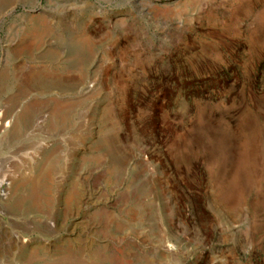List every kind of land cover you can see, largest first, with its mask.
<instances>
[{"label": "rangeland", "instance_id": "obj_1", "mask_svg": "<svg viewBox=\"0 0 264 264\" xmlns=\"http://www.w3.org/2000/svg\"><path fill=\"white\" fill-rule=\"evenodd\" d=\"M166 3L0 0V264H264V0Z\"/></svg>", "mask_w": 264, "mask_h": 264}, {"label": "bare ground", "instance_id": "obj_2", "mask_svg": "<svg viewBox=\"0 0 264 264\" xmlns=\"http://www.w3.org/2000/svg\"><path fill=\"white\" fill-rule=\"evenodd\" d=\"M192 4H193V2H192ZM185 6V5H184ZM182 9H180V10H176V11H181ZM184 11V10H183ZM161 12V11H160ZM171 12V11H170ZM173 12V11H172ZM174 13L175 12H173V15H174ZM183 13V12H182ZM179 14H180V12H179ZM164 15V12L162 13V15H160V16H163ZM176 15V14H175ZM182 15V14H181ZM165 16H166V14H165ZM177 17H178V14L176 15ZM175 16V17H176ZM168 17V16H167ZM169 19H170V17H168ZM159 19V18H158ZM165 19V18H164ZM162 20V19H161ZM166 20V19H165ZM173 20V19H172ZM169 21V20H168ZM15 95V94H14ZM31 104V103H30ZM57 105H59L60 103H56ZM63 104V103H62ZM29 107V106H28ZM54 107V106H53ZM56 107H58V106H56ZM68 107H70V106H68ZM72 107V106H71ZM70 107V108H71ZM59 109H60V107H59ZM67 109V108H66ZM64 110V109H63ZM61 111V110H60ZM51 115H56V113H57V108H54L52 111H51ZM67 113V112H66ZM60 114V113H59ZM54 115V116H55ZM65 115H67V114H65ZM64 115V116H65ZM64 116H61L60 118H63ZM53 117V116H52ZM59 118V119H60ZM65 118V117H64ZM7 118H6V116L3 114L1 117H0V131L1 130H4L5 129V127L7 126L6 124H8L9 122L6 120ZM57 118L55 117V120H56ZM67 119H68V117H67ZM66 119V120H67ZM57 121V124L55 125L56 127L55 128H58V126L60 125V123H58V120H56ZM23 122V121H22ZM63 122V121H62ZM64 122H65V120H64ZM63 122V123H64ZM62 125V124H61ZM10 128V127H9ZM60 128V127H59ZM59 128H58V130H59ZM49 172V171H48ZM48 172H46L45 174H44V176L46 177V179H49L48 177H49V173ZM43 176V175H42ZM38 183H39V181L38 182H36V183H33V185H31L32 186V191H34V189H36L38 186ZM37 186V187H36ZM37 190V189H36ZM38 191V190H37ZM37 191H35V193H37ZM35 193H33V194H35ZM36 197H34L33 199H35ZM35 201H36V203L38 202V200H36L35 199ZM17 241L19 240V239H16Z\"/></svg>", "mask_w": 264, "mask_h": 264}, {"label": "water", "instance_id": "obj_3", "mask_svg": "<svg viewBox=\"0 0 264 264\" xmlns=\"http://www.w3.org/2000/svg\"><path fill=\"white\" fill-rule=\"evenodd\" d=\"M153 1H156V0H153ZM172 2V0H167V3L166 4H169V3H171ZM165 6V5H164Z\"/></svg>", "mask_w": 264, "mask_h": 264}]
</instances>
